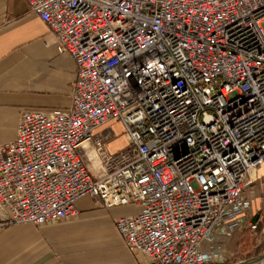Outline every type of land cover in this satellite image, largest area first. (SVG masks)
Instances as JSON below:
<instances>
[{"label": "built area", "instance_id": "built-area-1", "mask_svg": "<svg viewBox=\"0 0 264 264\" xmlns=\"http://www.w3.org/2000/svg\"><path fill=\"white\" fill-rule=\"evenodd\" d=\"M24 1L77 77L68 110L23 112L0 144V227L75 219L90 196L139 208L115 226L153 264H218L202 241L237 225L261 249L264 0ZM112 121L128 140L116 153L97 133Z\"/></svg>", "mask_w": 264, "mask_h": 264}, {"label": "crops", "instance_id": "crops-1", "mask_svg": "<svg viewBox=\"0 0 264 264\" xmlns=\"http://www.w3.org/2000/svg\"><path fill=\"white\" fill-rule=\"evenodd\" d=\"M76 77L74 59L58 52L48 25L27 3L0 0V144L15 140L23 112L68 110ZM97 133L111 137V153L128 145L117 121ZM81 153L96 175L90 141L82 144ZM76 209L72 220L0 227V264H153L147 255L130 251L115 226L116 219L136 214L137 206L105 208L85 196ZM247 235L244 226L230 227L227 233L217 229L202 241L201 251L218 264H236Z\"/></svg>", "mask_w": 264, "mask_h": 264}, {"label": "rangeland", "instance_id": "rangeland-1", "mask_svg": "<svg viewBox=\"0 0 264 264\" xmlns=\"http://www.w3.org/2000/svg\"><path fill=\"white\" fill-rule=\"evenodd\" d=\"M123 137V136H122ZM118 139H122L121 137H118ZM261 170V171H260ZM260 172H258L257 180L250 186L249 192L250 197L255 199V205L256 209H258V213L260 215L261 212L264 211V201H261V197H264V171L262 169H259ZM263 172V173H262ZM253 241L248 235H247V242L244 244V246L241 249V254L239 256V259L235 261L236 264H264V259L256 261L258 257L262 255V250L264 249V245L260 250L253 249V245H255Z\"/></svg>", "mask_w": 264, "mask_h": 264}, {"label": "bare ground", "instance_id": "bare-ground-1", "mask_svg": "<svg viewBox=\"0 0 264 264\" xmlns=\"http://www.w3.org/2000/svg\"><path fill=\"white\" fill-rule=\"evenodd\" d=\"M256 176H257V173L254 170H252L251 171V178L254 179ZM259 260H261V259H256V261H259Z\"/></svg>", "mask_w": 264, "mask_h": 264}, {"label": "water", "instance_id": "water-1", "mask_svg": "<svg viewBox=\"0 0 264 264\" xmlns=\"http://www.w3.org/2000/svg\"><path fill=\"white\" fill-rule=\"evenodd\" d=\"M257 259H261V260H263V259H264V254L261 255L260 257H258ZM261 260H260V261H261Z\"/></svg>", "mask_w": 264, "mask_h": 264}]
</instances>
